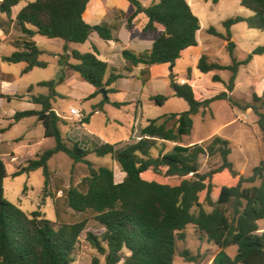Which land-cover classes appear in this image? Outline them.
Returning <instances> with one entry per match:
<instances>
[{"label": "trees", "instance_id": "1", "mask_svg": "<svg viewBox=\"0 0 264 264\" xmlns=\"http://www.w3.org/2000/svg\"><path fill=\"white\" fill-rule=\"evenodd\" d=\"M22 0H2L0 13L12 20V10ZM91 0H35L28 3L17 15L15 24L23 33L25 40L16 41V51L3 61L9 64L25 63L22 74L31 73L35 68L45 69L48 63L40 58L44 51L33 41L41 36L48 39H60L65 42L64 54L60 65L63 74L58 80L41 82L40 87L49 90L48 95L31 96V103L41 106V110L18 111L13 116L15 123L28 118H37L44 127V137L55 140V146L38 154L12 176L18 177L42 171L45 178V190L50 184L49 163L59 153L67 155L75 164L88 166L89 176L82 179L76 187H70L65 194L68 207L76 214L91 215L73 224L60 223L47 219L40 211L31 214L11 203L5 196V180L9 177L8 167L0 151V264H74L82 234L87 230L90 220L95 221L102 230L101 234L87 231L86 239L99 256L105 258L104 264H174L177 256V242L186 240V231L190 226L198 229L208 243L218 247L219 251L213 264H264V232L260 231V222L264 221V159L253 169L249 177H240L237 185L223 184L216 175L232 168L229 156L232 151L230 142L216 136L207 148L201 145L181 146L185 137L193 130V118L203 109L210 108L215 101H227L232 108L244 111L252 109L257 116V125L264 143V106L258 103L262 96L254 95V102L242 107L234 100L232 92L242 66L250 64L254 56L264 55V46L257 48L244 61L235 58L236 44L232 42L231 29L238 23H246L250 29L264 31V0H241V6L253 13L250 17H235L223 23L227 35L212 28L209 33L228 41L227 49L232 58L231 65H221L202 55L197 64L201 75L217 71L231 72L227 86L228 92L206 100H199L195 88L179 83L176 76L170 82L173 97L184 100L188 110L171 113L148 120L139 130V140L123 147L105 143L99 137L86 134L82 141H67L63 137L61 124L63 119L53 109V102L60 97L56 88L64 82L65 69L78 74L81 79L95 88L89 100L102 95L101 90L111 87L125 76L118 69L100 60L95 53L69 52L70 44H85L93 34L102 40L119 41L113 35V29L107 24L92 26L84 20V14ZM136 9L128 19V28L133 20L143 14L148 22L141 36L148 38L159 34L152 48L143 53L126 49L122 55L127 71L133 67L147 68L170 64L174 66L182 54L189 48L199 46L201 23L187 0H157L145 7L139 0H128ZM0 30L2 26L0 25ZM74 59L77 64H71ZM148 71L142 72L143 78ZM187 80H192V70ZM214 82H222L220 76ZM33 86L28 90L33 91ZM107 98L98 104V111L105 105L116 108L126 103L111 102ZM2 99L12 102L22 96L1 94ZM151 100L158 106H164L169 97L155 95ZM82 124H89L91 116ZM173 122V126L169 124ZM175 143L172 153L164 154L159 143ZM159 151L157 157L153 156ZM220 154L222 166L209 173H200V157ZM90 155L99 158L111 157L126 174L122 183L115 182L114 169L95 168L87 160ZM180 179L177 185L165 181ZM257 182L259 186L253 185ZM251 187H243L244 184ZM205 194L202 200V195ZM212 210L208 212L205 206ZM232 247L237 248L234 257L228 254ZM99 256L92 264H101ZM180 256L186 262H196L188 250Z\"/></svg>", "mask_w": 264, "mask_h": 264}, {"label": "rangeland", "instance_id": "2", "mask_svg": "<svg viewBox=\"0 0 264 264\" xmlns=\"http://www.w3.org/2000/svg\"><path fill=\"white\" fill-rule=\"evenodd\" d=\"M2 0H0L1 3ZM34 0H22L13 9L16 16L27 3ZM148 6L157 0H139ZM194 14L199 18L201 31L199 32L200 45L191 48L173 66V74L181 79H186L188 71L192 70L194 80L192 84L196 91L197 99H211L222 92H228L227 86L231 78L229 71H217L207 75H201L197 71L198 59L207 55L210 60L221 65H231L232 58L227 49L228 41L215 37L209 33L214 28L220 34L226 36L227 31L223 25L225 21L235 17H250L253 13L241 6V0H187ZM110 3L119 6L126 11L134 10V6L128 0H109ZM0 96H22L7 102L0 97V151L7 164L9 177L5 180V196L8 201L19 206L24 212L31 214L40 211L47 219L60 223L73 224L91 215H80L74 213L67 205L65 194L70 187H76L82 179L89 176V169L86 164H75L67 155L59 153L49 163L50 184L45 190V178L43 172L36 171L29 175L24 174L18 177L12 175L18 172L36 156L47 149L55 146L54 139L44 137V127L37 118H28L15 123L13 116L18 111L37 109L41 106L31 103V96L48 95L46 87L38 86L41 82L58 80L63 74L60 65L61 56L64 54L65 42L60 39H48L38 36L34 41L46 53L41 60L47 62V68H35L31 73L23 75L26 64H9L3 61V57L11 56L15 51V42L26 39L20 29L9 22L7 17L0 13ZM140 30L137 31L139 33ZM232 42L236 44L235 58L244 61L257 48L264 46V31L250 29L246 23H238L231 29ZM126 34L125 32H123ZM108 43L102 40L97 34L85 45L70 44L69 52L95 53L94 48L110 50L111 48L135 49L145 51L148 41L128 42L125 38L124 45ZM123 57L120 56L117 65L123 72L124 77L117 81L113 88L117 93L109 95L113 102L126 103L122 108L107 105L105 112L94 114L91 124H82L84 119L96 110V100H89L92 86L84 82L81 77L70 69H65V79L56 90L60 94L53 102V109L64 121L61 124L63 137L67 141H82L86 134L99 137L103 142L117 145L118 147L134 144L138 141L139 130L147 125V121L156 119L171 113H181L188 110L187 103L176 97L169 98L164 106L156 105L151 97L155 95H170L173 90L169 83L162 78H155L149 85L143 87L141 80L137 78L138 72L130 76L129 72L121 66ZM71 64H77L74 59ZM220 76L222 82H214V77ZM145 77V76H144ZM33 86V91L28 92ZM107 90V88H105ZM264 92V55L254 56L252 62L242 66L235 82V89L232 92L234 100L240 106L248 107L254 102V95L262 96ZM104 95H100V97ZM258 105L264 106V100ZM77 108L82 112V119L71 115L70 110ZM257 116L252 109L246 111L240 108H232L227 101H215L210 108L203 109L201 113L193 118L194 125L190 136L183 139L181 146L191 147L201 145L207 148L212 140L218 136L230 142L231 155L229 161L232 163L230 170L216 175L221 177L223 184L235 186L240 177H249L253 169L264 159V143L257 125ZM173 126V122L169 124ZM176 144L166 143L164 146L159 143V148L164 154L172 153ZM159 151L155 150L153 156L157 157ZM89 160L95 168L109 167L114 172L124 174L119 165L111 158H99L90 155ZM200 173L205 174L217 170L222 166L220 154L210 156L208 154L200 157ZM232 171L240 175L235 176ZM119 175L116 177V181ZM171 185H177L180 179L171 178L161 180ZM259 186L260 183L256 184ZM251 184H244L243 187H251ZM205 194L202 195L203 200ZM205 209L210 212L212 209L207 205ZM87 231L101 234V227L93 220L89 221L87 230L82 234L78 249L75 253L74 264H92V259L99 256L86 239ZM260 231L264 232V221L260 222ZM186 233L185 241L177 242V256L174 264H213L214 258L219 249L208 243L206 237L194 226H190ZM188 250L197 258L196 262H186L180 254ZM228 254L234 257L237 248L232 247ZM101 264L105 258L99 256Z\"/></svg>", "mask_w": 264, "mask_h": 264}, {"label": "crops", "instance_id": "3", "mask_svg": "<svg viewBox=\"0 0 264 264\" xmlns=\"http://www.w3.org/2000/svg\"><path fill=\"white\" fill-rule=\"evenodd\" d=\"M31 2H33V1H31ZM189 4H190V2H189ZM144 6L147 7L146 5H144ZM135 11H136L135 7H134V10L126 11L125 9H123V8H121L119 6H116V5L112 4V3H110L109 0H91L90 3L88 4L87 10H86V12L84 14V20L88 24H90L92 26L100 25V24H107L108 26H110L113 29V35H114L115 39H118L119 41H109V42H107L108 45H109V47H112L111 46V43H116V44H122V45H124L125 38L128 40V42H138V41H145V40H147L148 41V47H143V48H146L144 50L145 51H148V50H150L152 48V46L154 44V41L161 34V32L163 31V29L162 28H159V31H160L159 34H156L154 36H150L148 38H145V37L141 36L142 30H143V28L145 27V25L148 22L147 17L145 15H143V14L139 15L138 17H136L133 20L132 26L129 29L128 28V19L135 13ZM17 15L14 16L13 10H12V20H13V22L10 21L8 19V17L6 16L7 17V24H9V22H10L11 24L16 25L15 24V20H16ZM138 30H140L139 33H137ZM123 32H125L126 34H124ZM93 36H94V34L91 36L90 40L92 39ZM36 37H38V36H36ZM36 37H34V39ZM198 37H199V35H198ZM34 39H33V41H34ZM88 42H86V43H88ZM85 44H78V45H85ZM199 45H200V42H199ZM193 48H196V47H193ZM69 49H70V47H69ZM189 49H191V48H189ZM189 49H187L186 51L183 52L182 57H183V55H185V53H187V51ZM124 50H126V49L125 48H122V49H119V48H111L110 50H107L106 51V50H102L101 48L97 47V51H98L97 52V56H98V58L100 60L108 63L111 67H114V68L118 69L120 72H122L121 69H119V67L117 65V62H118L120 56L123 57L122 53H123ZM129 50H133V51H135L137 53H143V52H145V51H137V50L131 49V48H129ZM42 51H44V54L46 53L45 50H42ZM199 59H198V61H199ZM120 62H121V66L126 69L127 68V64H126L125 60H123V62L122 61H120ZM172 68H173V66H171L170 64L155 65V66H152V67H149V68H147L145 66H139V67H133L132 68V71L131 72L128 71V72H129L130 76H133L132 75L133 73H137L138 72L137 78L139 80H141V83H142L143 87L149 85L157 77L164 79L165 82L166 83L168 82L169 85H170V82L173 79L172 76L174 75ZM144 70H147L148 71L147 75H145V77H143L146 80V83L145 84H143L142 79H141L142 72ZM122 74H123V72H122ZM174 76H176V79H177V81L179 83L183 84V83L188 82L189 84H191L193 86L192 81L195 79L193 74H192V80L191 81H188L187 78L186 79H181L178 75H174ZM113 85L111 87H106L107 90L110 89V88L114 89L113 88ZM94 92H95V88L92 87V90L90 91V93L93 94ZM173 95H174V92H172L167 97L173 98ZM99 96H97L94 99H91V100H96L97 101L96 104H92L91 105V106H94V107L96 106V110L94 112H91V114L93 113V115L95 113L98 114V113L105 112V108L107 106V105L104 106L103 111H98L97 106L104 99L103 96L100 97V98H99ZM110 101L113 102L111 99H110ZM108 105H110V104H108ZM32 110H37V109H32ZM92 116H91V118H92ZM90 122H91V119H90ZM147 123H148V121H147ZM89 124H91V123H89ZM143 127H145V126H143ZM138 140H139V138H138ZM118 175H119V179L116 181V177ZM125 177H126V174L125 173L124 174H122V173H119V174L115 173V182L116 183H122L124 181Z\"/></svg>", "mask_w": 264, "mask_h": 264}, {"label": "built area", "instance_id": "4", "mask_svg": "<svg viewBox=\"0 0 264 264\" xmlns=\"http://www.w3.org/2000/svg\"><path fill=\"white\" fill-rule=\"evenodd\" d=\"M70 112L73 117H76L77 119H82V112L79 109L72 108Z\"/></svg>", "mask_w": 264, "mask_h": 264}, {"label": "water", "instance_id": "5", "mask_svg": "<svg viewBox=\"0 0 264 264\" xmlns=\"http://www.w3.org/2000/svg\"><path fill=\"white\" fill-rule=\"evenodd\" d=\"M101 92H102V94L107 98V90L104 88V89L101 90ZM232 173H233L235 176L240 175V173L237 172V171H232Z\"/></svg>", "mask_w": 264, "mask_h": 264}]
</instances>
